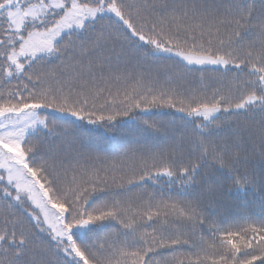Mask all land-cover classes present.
I'll list each match as a JSON object with an SVG mask.
<instances>
[{
    "label": "snow or ice",
    "instance_id": "snow-or-ice-1",
    "mask_svg": "<svg viewBox=\"0 0 264 264\" xmlns=\"http://www.w3.org/2000/svg\"><path fill=\"white\" fill-rule=\"evenodd\" d=\"M209 65L235 69L231 85L190 96L173 86L172 70L183 79ZM0 74L35 76L26 95L0 96V264H52L53 247L63 264H264V213L208 211L250 192L264 204V0L259 15L255 0H0ZM158 104L186 116L169 130L135 112ZM143 132L165 147L128 139ZM113 141L138 172L81 163L85 152L106 160ZM164 177L159 198L140 191ZM14 207L50 239L38 243ZM108 228L101 256L88 238Z\"/></svg>",
    "mask_w": 264,
    "mask_h": 264
},
{
    "label": "trees",
    "instance_id": "trees-1",
    "mask_svg": "<svg viewBox=\"0 0 264 264\" xmlns=\"http://www.w3.org/2000/svg\"><path fill=\"white\" fill-rule=\"evenodd\" d=\"M128 3H136L137 0H126ZM161 2H165V0H161ZM167 3L170 5L174 4L177 7L188 3L191 4L192 0H166ZM217 2H223V0H217ZM256 4V14L259 15L260 12V0H255ZM101 25L97 24V29L100 28ZM143 60V58H141ZM160 61H154L152 59H146L143 60L144 67L147 71L151 72L153 76L161 69L159 67H156L154 65H159ZM39 65H37V68ZM231 67V66H230ZM235 72V69L232 70V72L225 73V70L223 68H220L219 70H215V66H205V69L203 71L197 70V66H194L193 71L190 72H184L182 73L183 79H178V76L181 75V73H178L176 70H172V83L173 86L176 84L180 85V91L182 94L190 96L192 94H201L206 93L207 95H211L212 92L217 89L221 88L223 90V86H230L231 82L233 81V73ZM242 79H247L246 77H242ZM35 82V76L33 77V81H28L27 77H11L8 78L4 76L3 74H0V96H3L5 98H9L11 95H16L19 92H24L25 95L27 92L25 91V85L28 86V89L30 90L32 88V84ZM39 86H46V85H38ZM143 89H141L142 91ZM99 103H103V101H99ZM177 107H179V103L177 102ZM135 112L142 117V119H148L150 121H156L159 124L163 125L165 128L172 130L174 127L179 126L181 123V117H185V113H180L176 111L175 107H167V106H161L156 105L154 107H150L148 111L145 113L141 109H135ZM126 119V118H123ZM129 126L132 128H141L143 127L142 122H129ZM161 136L163 133L160 134ZM43 138L40 136H37L32 139V143H39ZM129 140L132 141H138L140 144H150L155 145L153 148L154 152H158L162 150L165 147V141L163 139H157V136L155 133L151 132H143L139 135H133L128 137ZM108 148V158L105 160L103 157L101 161H96L94 159L88 158V154L85 152L83 154V159L81 160V163L86 164H96L97 167H104V166H111L113 163V160L120 165L123 164L125 166V171H128V169L132 168V160L131 158H124L121 153L123 152V148L119 147L116 141H113L111 144L107 146ZM47 152V144L44 145L42 148V155ZM40 156L37 157V161L40 160ZM155 163L159 165L161 163V159L157 157ZM139 166L132 171H128V175H132L133 172H138ZM69 180H71V175L68 177ZM167 177H164L160 183L156 185H152L151 181L148 182V185L140 190L145 193V196L153 194V191L155 190V195L159 198L161 196V191L164 193H167L169 189L166 186ZM15 189H13V192ZM0 195H2V191H0ZM133 198H135L136 193L130 194ZM28 205V211L32 212L34 215H38L37 210L32 206L31 202H27ZM4 204L2 201H0V212L4 209ZM13 211L16 213L18 217H23L25 227L28 228L31 231H35L36 235L38 237L37 242L39 243L40 240H49L47 233H41L39 229L34 228L36 221L32 219L31 216L28 215V212H25L23 209H20L18 207H14ZM209 212L214 213L215 218L217 219H224V218H230L235 219L238 217H246L250 216L253 218L260 217L262 213H264V204H262L261 197L259 193H253L250 192L247 195H242L239 197H233L230 199L225 206H219L210 208L208 210ZM0 224H2V220H0ZM11 227V226H9ZM116 228H119V224L115 225ZM2 230V229H0ZM19 230V229H17ZM123 231V229H121ZM205 235L207 236V228H205ZM115 237V229L114 228H108L104 231L99 232L97 235L90 236L88 239L90 242L95 246L94 250L97 252L98 255L106 256L109 252V244L111 243V240ZM200 237V231L197 230L196 232V239H199ZM101 245H103V248H101ZM197 251L196 249H192V252ZM184 255L191 254L187 251V247H185V251L183 252ZM49 258L52 261V264H63V260L65 259L63 257L62 252H58L55 247L52 248ZM0 259H3V256L0 255ZM159 257L156 258V261H154V264H159ZM217 260H219V257H216ZM187 264V262H186ZM205 264H211V259L205 261ZM254 264H260L259 261L254 262Z\"/></svg>",
    "mask_w": 264,
    "mask_h": 264
},
{
    "label": "rangeland",
    "instance_id": "rangeland-1",
    "mask_svg": "<svg viewBox=\"0 0 264 264\" xmlns=\"http://www.w3.org/2000/svg\"><path fill=\"white\" fill-rule=\"evenodd\" d=\"M25 2V0H21V3H24ZM3 170L2 169H0V172H2ZM35 208V207H34ZM36 210H37V212H38V215L40 216V220L41 221H43V215L40 213V209L39 208H35ZM52 211H55L54 209H52ZM45 227H47L46 225H45Z\"/></svg>",
    "mask_w": 264,
    "mask_h": 264
}]
</instances>
